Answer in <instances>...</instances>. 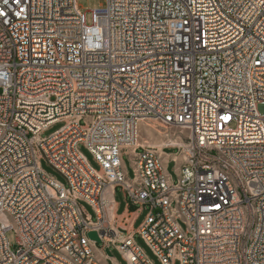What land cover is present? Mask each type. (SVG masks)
<instances>
[{
    "label": "built area",
    "instance_id": "2783aa9c",
    "mask_svg": "<svg viewBox=\"0 0 264 264\" xmlns=\"http://www.w3.org/2000/svg\"><path fill=\"white\" fill-rule=\"evenodd\" d=\"M81 1L0 0V264H264V0Z\"/></svg>",
    "mask_w": 264,
    "mask_h": 264
},
{
    "label": "rangeland",
    "instance_id": "374dc122",
    "mask_svg": "<svg viewBox=\"0 0 264 264\" xmlns=\"http://www.w3.org/2000/svg\"><path fill=\"white\" fill-rule=\"evenodd\" d=\"M101 5H104V1L103 0H84L80 2V6L83 9H97L99 8ZM2 92L1 88H0V93ZM81 125H85L84 122L81 123ZM65 126L64 122H56L52 125H50L42 134V138H48L50 137L52 134L56 133L57 131H59L61 128H63ZM152 145L155 146H159L160 144L162 145L164 142H166L165 140L162 139V135L160 134H155L154 135V139H152L151 141ZM158 144V145H157ZM80 152L84 155V157H86V159L90 162V164L95 168V169H100L99 164L96 162L93 154L84 147V145H80ZM179 150L178 149H167L166 153L169 154V156H174L176 154H178ZM123 161L126 165L127 168V174L129 178H132L134 176V172L131 166V161L130 158L128 156L127 151H125L124 156H123ZM41 166L44 172H46L47 175H49L50 177L54 178L55 180H57L58 182H60L62 185L65 186L66 189L69 188V184L67 179L61 174L59 173L49 162L46 158L41 160ZM168 171L172 176L173 182L176 184L178 182V175H177V164L172 160L169 161L168 163ZM121 188L119 187L117 189V193H116V199L117 200H121ZM81 205L84 206V208L92 215V219L93 221H96V215L93 211V209L91 208V206H89L87 203L85 202H81ZM142 221H138L136 223V227H139ZM8 242L10 244V247L12 250H16L18 248L17 245V234L16 231L11 229L6 233ZM134 241L136 243V245L138 247H140L144 253L147 255V257L154 263V264H162L160 259L153 253V251L150 249V247L146 244V242L144 241V239L139 235V234H135L134 235ZM98 249H103L104 248V244L103 243H97L96 244ZM106 249V248H105ZM110 254H111V258H110V264H114L113 259H117L121 264H128L124 258L122 257V255L119 253V251L114 247L111 246L109 248ZM107 253V252H106ZM105 255V254H104ZM173 264H181L179 260H175L173 262Z\"/></svg>",
    "mask_w": 264,
    "mask_h": 264
},
{
    "label": "crops",
    "instance_id": "0c3cea01",
    "mask_svg": "<svg viewBox=\"0 0 264 264\" xmlns=\"http://www.w3.org/2000/svg\"><path fill=\"white\" fill-rule=\"evenodd\" d=\"M119 188V187H118ZM114 190L113 202L115 204V218L113 220L114 227L119 231H124L130 227L136 230V223L143 221L148 213L147 206H139L134 204L122 191L121 200L116 199L117 189ZM126 234L127 232H123ZM103 250V249H102ZM101 249L97 248L98 256L103 260L104 264H110L111 256L107 253V256L103 254ZM114 264H121L117 259H113Z\"/></svg>",
    "mask_w": 264,
    "mask_h": 264
},
{
    "label": "water",
    "instance_id": "95a60500",
    "mask_svg": "<svg viewBox=\"0 0 264 264\" xmlns=\"http://www.w3.org/2000/svg\"><path fill=\"white\" fill-rule=\"evenodd\" d=\"M89 237L91 238V240L97 242V243H101V239L99 238V235L97 234V232H91L89 233ZM106 252L111 256L109 249L106 250Z\"/></svg>",
    "mask_w": 264,
    "mask_h": 264
},
{
    "label": "bare ground",
    "instance_id": "6f19581e",
    "mask_svg": "<svg viewBox=\"0 0 264 264\" xmlns=\"http://www.w3.org/2000/svg\"><path fill=\"white\" fill-rule=\"evenodd\" d=\"M149 130H150V129H147L148 132H150ZM151 138L154 139V135H153ZM149 142H150V141H149ZM151 143H152V142H151ZM157 145H158V144H157ZM162 145H163V144H162ZM162 145L160 144L159 147H161Z\"/></svg>",
    "mask_w": 264,
    "mask_h": 264
}]
</instances>
